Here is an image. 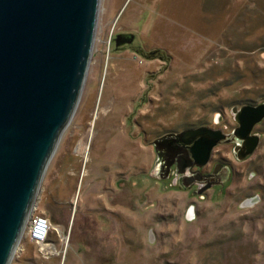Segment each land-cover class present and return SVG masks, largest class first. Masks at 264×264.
Masks as SVG:
<instances>
[{
  "label": "rangeland",
  "instance_id": "rangeland-1",
  "mask_svg": "<svg viewBox=\"0 0 264 264\" xmlns=\"http://www.w3.org/2000/svg\"><path fill=\"white\" fill-rule=\"evenodd\" d=\"M119 31L135 41L117 47ZM246 102H264V0H101L85 87L36 204L57 252L25 235L12 264H264V149L251 162L218 145L236 171L201 196L163 178L153 145L219 114L236 124ZM256 128L264 141V120Z\"/></svg>",
  "mask_w": 264,
  "mask_h": 264
},
{
  "label": "water",
  "instance_id": "water-1",
  "mask_svg": "<svg viewBox=\"0 0 264 264\" xmlns=\"http://www.w3.org/2000/svg\"><path fill=\"white\" fill-rule=\"evenodd\" d=\"M100 4L101 0H0V264H12L48 165L80 102ZM127 35L131 42L134 33ZM121 43L117 40L118 46ZM235 119L236 133L248 137L264 119V102L242 106ZM203 133L210 141L192 147L202 155L201 165L226 137L206 126L180 134ZM257 138L251 137L240 158L254 151Z\"/></svg>",
  "mask_w": 264,
  "mask_h": 264
},
{
  "label": "flooded vegetation",
  "instance_id": "flooded-vegetation-1",
  "mask_svg": "<svg viewBox=\"0 0 264 264\" xmlns=\"http://www.w3.org/2000/svg\"><path fill=\"white\" fill-rule=\"evenodd\" d=\"M129 33L132 32L119 31L116 33L115 43L117 44V40L122 42L117 47H121L135 41V34L131 42L127 41L130 37L127 35ZM247 104L258 105L260 103L246 102L238 106H233L232 110L234 112V118L236 112L239 111L242 106ZM222 120L223 115L219 114L218 119L214 121L213 125L200 124L195 127L189 128L193 129L200 126H206L214 130H221L226 135L225 138L220 139L218 143L212 148L208 161L202 165L200 164L202 155L199 153V150L194 151L192 147L195 146V144L197 145V142L198 145L204 147L206 143L211 139L208 133L192 136L185 134L181 135V131L163 134L162 136L156 138L155 142L157 141L158 145L156 146L155 142L153 143L158 153L156 165L158 166V170L160 171V174L163 176V178H172L174 183L183 184L191 191V193L199 192V195L205 196L206 191L210 187L216 185H224L227 180L229 182L233 173L236 171L234 170L235 164L233 163V160L229 156H225L224 152H222L221 150L215 149L218 145H221L223 143L231 144L233 153L238 159H241V161L251 159V162H256L255 159L252 158V155L258 148L264 149V141H262L261 138L263 132L261 129L258 130L256 126L259 125L264 119L256 123L252 131L249 133L248 137L245 138L240 137L236 133L237 129L239 128V123L236 121V119V124H234V122L231 123L230 121L226 120V123L224 122L223 126L221 125L223 122ZM253 136H258V143L254 151L246 157L240 158V156L247 151L248 146L251 142V137ZM256 168L259 169V164L256 165ZM258 169L252 172L254 174H258ZM254 198L256 199L253 201H256L257 196H249L248 199L252 200ZM190 214H194L193 211H191Z\"/></svg>",
  "mask_w": 264,
  "mask_h": 264
},
{
  "label": "built area",
  "instance_id": "built-area-1",
  "mask_svg": "<svg viewBox=\"0 0 264 264\" xmlns=\"http://www.w3.org/2000/svg\"><path fill=\"white\" fill-rule=\"evenodd\" d=\"M52 229H54V224L50 218L44 213L38 212L37 207L35 206L31 220L25 229L24 236L27 235L30 240L37 244L40 253L45 252L44 254H46L50 253L49 249L52 245L56 247L54 242L49 241V234Z\"/></svg>",
  "mask_w": 264,
  "mask_h": 264
},
{
  "label": "bare ground",
  "instance_id": "bare-ground-1",
  "mask_svg": "<svg viewBox=\"0 0 264 264\" xmlns=\"http://www.w3.org/2000/svg\"><path fill=\"white\" fill-rule=\"evenodd\" d=\"M55 227V226H54ZM53 246V245H52ZM50 247V249L53 251V252H57V249L53 246V247Z\"/></svg>",
  "mask_w": 264,
  "mask_h": 264
}]
</instances>
